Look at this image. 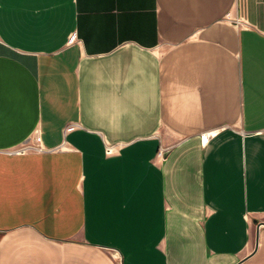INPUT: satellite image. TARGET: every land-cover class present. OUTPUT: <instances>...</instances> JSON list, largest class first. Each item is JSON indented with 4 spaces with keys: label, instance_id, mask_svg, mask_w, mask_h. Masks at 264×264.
I'll return each instance as SVG.
<instances>
[{
    "label": "crops",
    "instance_id": "0c3cea01",
    "mask_svg": "<svg viewBox=\"0 0 264 264\" xmlns=\"http://www.w3.org/2000/svg\"><path fill=\"white\" fill-rule=\"evenodd\" d=\"M0 264H264V0H0Z\"/></svg>",
    "mask_w": 264,
    "mask_h": 264
},
{
    "label": "built area",
    "instance_id": "2783aa9c",
    "mask_svg": "<svg viewBox=\"0 0 264 264\" xmlns=\"http://www.w3.org/2000/svg\"><path fill=\"white\" fill-rule=\"evenodd\" d=\"M236 22H240L239 19L235 20ZM73 40V37L70 39ZM40 135L38 132L34 133V135L32 136V138H30L31 140L28 141L26 144L22 145L20 148H18L16 150V153H20V152H24L25 151H29V150H33V149H41V145H40V139H39ZM208 137V134H204L203 135V140H206V138ZM108 153L112 152V149L110 147L106 148ZM164 155V151L161 150L159 152V156H163Z\"/></svg>",
    "mask_w": 264,
    "mask_h": 264
}]
</instances>
